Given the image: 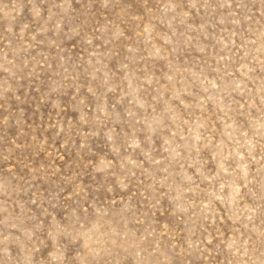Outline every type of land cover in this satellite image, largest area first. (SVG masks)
Segmentation results:
<instances>
[{
	"label": "rangeland",
	"instance_id": "obj_1",
	"mask_svg": "<svg viewBox=\"0 0 264 264\" xmlns=\"http://www.w3.org/2000/svg\"><path fill=\"white\" fill-rule=\"evenodd\" d=\"M0 264H264V0H0Z\"/></svg>",
	"mask_w": 264,
	"mask_h": 264
}]
</instances>
